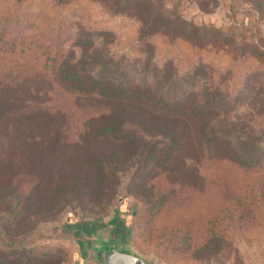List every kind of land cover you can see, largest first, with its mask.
<instances>
[{
    "label": "rangeland",
    "instance_id": "374dc122",
    "mask_svg": "<svg viewBox=\"0 0 264 264\" xmlns=\"http://www.w3.org/2000/svg\"><path fill=\"white\" fill-rule=\"evenodd\" d=\"M154 10L181 25L151 31ZM0 34L18 40L0 43V255L17 253L6 264H89L81 232L113 224L151 264H264V164L245 172L198 134L247 124L264 146V0H0ZM76 76L149 99L106 100ZM190 94L198 108L218 97L207 120L177 116Z\"/></svg>",
    "mask_w": 264,
    "mask_h": 264
},
{
    "label": "trees",
    "instance_id": "16d2710c",
    "mask_svg": "<svg viewBox=\"0 0 264 264\" xmlns=\"http://www.w3.org/2000/svg\"><path fill=\"white\" fill-rule=\"evenodd\" d=\"M155 12L150 17H144V21L147 27H149L152 30L155 29L156 26L160 25L161 23L163 25H166L168 27H178L181 25L178 22H168L167 19H165V16L161 15L160 12L154 10ZM201 31L200 35L204 37L205 39H209V37H217L222 36V31H210L209 29H197L196 27L190 28V34H188L189 37H195L199 35V32ZM204 36H203V35ZM25 38V37H22ZM29 39L33 42L35 40V37L31 36ZM24 40V39H23ZM25 41V40H24ZM18 40L12 39V40H5L3 38V35L0 34V43H2L4 46L8 47V49H16V44ZM25 51V50H23ZM264 55L263 53H259V55ZM72 70V67L69 69V71ZM111 71L107 68H105L104 71ZM103 72V71H102ZM113 72V71H112ZM79 75V74H77ZM84 75L83 77H85ZM88 79V78H87ZM67 81L72 82L73 84L77 85V89L82 91H97V95L101 96L102 98L106 100H114L117 102H125V101H134L138 103V100H144L149 99V93L150 91L146 87H128L125 89H122L123 84L121 83H115L111 84L107 80L104 82V78H95V79H89L92 81V84H87L85 82V79H83L80 76H76V78H66ZM178 84V83H177ZM158 86V85H157ZM159 89L160 87H157ZM207 94V93H206ZM199 95L194 96L193 94L188 95L185 97L181 102L178 103L177 107L180 108V110H177L178 113L177 116L179 118H185V116L192 117L198 121H204L206 116H209L208 113H204L205 109H211L210 107L214 106L213 103L218 99L216 95L209 94L208 99L205 101V108L199 106H194L193 103H196L198 101ZM214 99V101L212 100ZM215 104V103H214ZM219 106V105H218ZM204 108V109H203ZM2 110L0 109V114ZM125 112L120 115L121 117H125ZM119 119H116L114 121V125L116 124L117 127V121ZM209 121V120H208ZM210 122V121H209ZM199 137L203 139L204 143L208 146H213L214 149H217L218 155L223 157L227 162L237 165L240 167L241 170H244L245 172H255L259 173L261 166L264 164V146L262 142L260 141L261 137L255 129L250 128L247 124H230L229 122H226L222 120L216 123V125L207 126L205 125V122H203L202 126H199ZM106 135H110L113 137H118L120 135V132L114 129H108L105 128L103 130ZM239 134V135H238ZM219 135V136H215ZM238 135V137H237ZM170 137H174L177 142L174 143L173 146L176 149L177 152L180 150L178 148V143H180L182 139V134H174ZM219 137V138H217ZM217 138V139H216ZM263 138V137H262ZM155 150V148H153ZM169 153L171 152V148H168ZM261 167V168H260ZM255 169V170H254ZM8 186V184L6 185ZM16 189L12 188H6L4 192L12 191ZM125 200L121 197H118L116 200V205L121 209V207L125 204ZM16 250L12 251H6L3 252V254L0 255V264H6L7 261L12 257L16 256L17 253ZM12 254V255H11ZM19 254V253H18ZM28 259L26 260V263H29L30 261L29 256H27ZM49 260H48V259ZM45 259V260H44ZM56 260L52 259L51 256H43L41 259H34L33 264H44V263H51L54 264ZM77 264H82L81 262H76Z\"/></svg>",
    "mask_w": 264,
    "mask_h": 264
},
{
    "label": "water",
    "instance_id": "95a60500",
    "mask_svg": "<svg viewBox=\"0 0 264 264\" xmlns=\"http://www.w3.org/2000/svg\"><path fill=\"white\" fill-rule=\"evenodd\" d=\"M81 248L89 264H151V260L138 254L127 238L113 226L81 232Z\"/></svg>",
    "mask_w": 264,
    "mask_h": 264
}]
</instances>
